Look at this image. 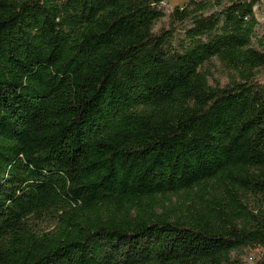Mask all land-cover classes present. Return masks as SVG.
Returning a JSON list of instances; mask_svg holds the SVG:
<instances>
[{"label":"trees","instance_id":"1","mask_svg":"<svg viewBox=\"0 0 264 264\" xmlns=\"http://www.w3.org/2000/svg\"><path fill=\"white\" fill-rule=\"evenodd\" d=\"M163 1L0 0V264H264L258 0Z\"/></svg>","mask_w":264,"mask_h":264},{"label":"rangeland","instance_id":"2","mask_svg":"<svg viewBox=\"0 0 264 264\" xmlns=\"http://www.w3.org/2000/svg\"><path fill=\"white\" fill-rule=\"evenodd\" d=\"M187 0H164L162 3V7L163 9L166 11V13L170 12L171 9H173L174 7H181ZM261 7H263V4L260 6L259 12H258V17H264V9L261 10ZM263 21L261 23L262 28L260 30H258L259 33L263 32L264 29V18ZM168 23V17L165 16L162 20H160L159 22L156 23L155 25V29H158L160 27L163 26H167ZM215 71L214 75L215 76H219L221 81H225V76L221 74V72L218 70V65L216 64L215 66ZM183 197H179V196H173L171 198V200L169 202H166V205L171 206V208H175L178 206L179 207V203L183 200ZM158 211H160V208H158ZM259 252L257 248H245L243 250H241L238 253H234L233 256L240 259L241 261L248 263L250 262V256L253 257V259L258 258Z\"/></svg>","mask_w":264,"mask_h":264},{"label":"built area","instance_id":"3","mask_svg":"<svg viewBox=\"0 0 264 264\" xmlns=\"http://www.w3.org/2000/svg\"><path fill=\"white\" fill-rule=\"evenodd\" d=\"M262 4H263V8H264V0H258L256 2V4H254V6H253V11H254L255 17H256V19L258 21V25L255 28L256 31H258V30H260L262 28L261 23L263 21H261V20H263L264 17H258V12H259L260 6ZM257 249H258V252H259V256H263L264 257V248L258 247ZM250 260L253 261L254 260L253 257L250 256Z\"/></svg>","mask_w":264,"mask_h":264}]
</instances>
